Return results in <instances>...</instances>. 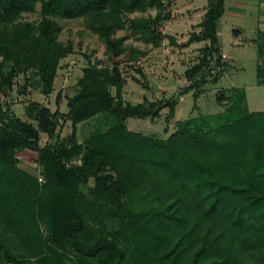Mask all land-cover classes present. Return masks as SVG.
<instances>
[{"label":"trees","instance_id":"1","mask_svg":"<svg viewBox=\"0 0 264 264\" xmlns=\"http://www.w3.org/2000/svg\"><path fill=\"white\" fill-rule=\"evenodd\" d=\"M38 2L40 19L26 20L23 14L35 12ZM165 6L164 0H0V97H5L0 100V252L8 261L264 264V111L242 109L234 120L215 127L210 117L189 118L178 121L165 138L127 126L130 118L160 116L166 106L168 119L175 114L176 96L125 101L121 64L137 62L147 50L125 45L116 35L126 28L124 14L155 7L152 18H133L130 25L145 45L158 46L154 25L169 18ZM223 12L224 0H208L201 29L189 37V42L208 43L187 69L190 83L182 93L194 88L197 98L208 80L223 75L228 63L217 25ZM58 15L82 18V32L97 35L110 63L82 69L77 92L66 97L67 112L30 101L25 108L30 120L21 119L10 109L17 100L12 96L16 78L23 75L48 96L62 59L77 52L72 40L60 39ZM259 36L257 81L264 84V31ZM62 97L59 90L57 105ZM99 112L111 113L117 122L78 142L77 124ZM66 122L71 132L63 138ZM43 134L50 141L40 145ZM23 149L38 152V170L20 180L16 153ZM7 167L18 176L7 178ZM91 179L88 195L82 187ZM21 206L36 208L48 235L31 229L27 216L29 228H22L20 215L26 211ZM6 234L13 247L20 244L30 252L15 257L4 243Z\"/></svg>","mask_w":264,"mask_h":264},{"label":"rangeland","instance_id":"2","mask_svg":"<svg viewBox=\"0 0 264 264\" xmlns=\"http://www.w3.org/2000/svg\"><path fill=\"white\" fill-rule=\"evenodd\" d=\"M164 2L166 4L165 11L170 14L169 18L160 24L158 23V26L154 25L160 36L158 46L145 45L140 33L134 32L130 25V20L133 18H152L156 13L155 7H149L144 12L136 10L124 14L126 28L118 30L116 35L123 38L125 45L147 50L146 56L137 62L121 64L126 78L122 90L125 101L137 104L176 96L175 114L168 119L167 115L170 108L166 106L161 110L160 116L154 119H128V128L145 135L165 138L177 129L178 121L210 117V124L215 127L234 120L238 113L242 112V109L249 112L264 111V84H259L257 81L259 62L257 42L260 41L258 29L260 27L263 29L264 25L262 24L264 23H261L256 16L258 12L252 8L251 10L248 9L246 16L226 13L223 15L219 25L220 42L218 45L220 52L224 55L222 58L228 63L227 67L216 82L212 78L208 80L202 87V92L195 98L194 88L186 93H182V90L190 83L186 75L187 69L199 61V58L204 54L203 47L206 44L205 40L189 42V37L192 32H198L201 29L199 24L208 7V0H164ZM23 17L28 21H38L40 19V2L37 3L35 12L24 13ZM56 19L62 25L60 39L63 41L72 40L77 52L62 59L55 82V90L48 96H44L38 88L26 81L23 75L16 78L12 96L16 97L17 100L10 106V109L21 119L30 120L25 110L30 101H40L52 110L58 107L60 111L67 112L66 97L77 92V81L82 74V69L89 64L99 67L110 63L105 52V46L97 35L89 31L82 32V18L68 19L58 15ZM234 28L241 29L240 35L233 32ZM169 36H172L174 40ZM236 36H239L237 43L230 41L231 37L237 39ZM254 37H257V41L252 40ZM79 40H82L81 47L77 45ZM31 82L35 84L34 78L31 79ZM24 87L27 89L24 90ZM59 90L62 91L64 97L57 105L56 94ZM112 92L116 93L114 87ZM228 107L232 108L229 109ZM116 122L117 118L111 113L99 112L77 124L76 139L78 142H83L90 135L101 132ZM70 132V122H66L61 128L60 135L66 138L69 137ZM48 140V137L43 134L40 145H44ZM16 155L18 157V165L16 166L22 173L19 179H23L24 174L36 176L38 152L23 149L17 151ZM15 171L7 167L5 176L15 178L18 176ZM92 185L93 180L91 179L88 184L82 187L86 194H90ZM31 186V188H35L34 184ZM21 207L26 211L20 215L24 217L22 228L28 229L30 226L31 229L48 235L46 223L38 216L36 208L33 209L32 206H29L27 210L26 207ZM26 216L29 226L26 224ZM7 234L4 243L17 252L12 251L16 254L15 257L19 254L21 258L22 253L30 252L20 244L13 247L7 238ZM19 242L20 240L17 243ZM67 262L71 264L69 259ZM0 264L14 263L5 259L0 252Z\"/></svg>","mask_w":264,"mask_h":264},{"label":"crops","instance_id":"3","mask_svg":"<svg viewBox=\"0 0 264 264\" xmlns=\"http://www.w3.org/2000/svg\"><path fill=\"white\" fill-rule=\"evenodd\" d=\"M252 8L258 12L257 13L258 15H256V16L259 18L261 23H264V0H224V12H223L222 16L220 17V19L218 20V24H217L218 25V43L220 42V40H219V25H220V21H221V18L223 17V15L226 13L229 15L246 16L248 14V9L251 10ZM262 25H264V24H262ZM263 29H264V27H263ZM263 29L260 27V29H258V34H260L261 31H264ZM233 32L234 33L236 32V35H240L241 29L239 30L237 28H234ZM256 35H257V32H256ZM238 37H237V39L231 37L230 41L237 43ZM252 40L257 41V37H254ZM204 42H205V44L208 43V41H206V40Z\"/></svg>","mask_w":264,"mask_h":264},{"label":"built area","instance_id":"4","mask_svg":"<svg viewBox=\"0 0 264 264\" xmlns=\"http://www.w3.org/2000/svg\"><path fill=\"white\" fill-rule=\"evenodd\" d=\"M222 57L224 58V55L222 54ZM5 99V97L2 95L1 97H0V100H4ZM38 179L40 180V181H42V177H38Z\"/></svg>","mask_w":264,"mask_h":264}]
</instances>
